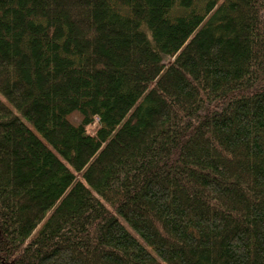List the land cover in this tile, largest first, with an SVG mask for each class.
<instances>
[{
  "label": "trees",
  "instance_id": "trees-1",
  "mask_svg": "<svg viewBox=\"0 0 264 264\" xmlns=\"http://www.w3.org/2000/svg\"><path fill=\"white\" fill-rule=\"evenodd\" d=\"M0 264H264V0H0Z\"/></svg>",
  "mask_w": 264,
  "mask_h": 264
}]
</instances>
